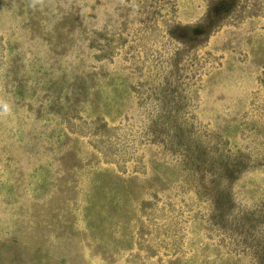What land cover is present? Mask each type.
Wrapping results in <instances>:
<instances>
[{
  "label": "rangeland",
  "instance_id": "374dc122",
  "mask_svg": "<svg viewBox=\"0 0 264 264\" xmlns=\"http://www.w3.org/2000/svg\"><path fill=\"white\" fill-rule=\"evenodd\" d=\"M263 235L264 0H0V264H264Z\"/></svg>",
  "mask_w": 264,
  "mask_h": 264
},
{
  "label": "trees",
  "instance_id": "16d2710c",
  "mask_svg": "<svg viewBox=\"0 0 264 264\" xmlns=\"http://www.w3.org/2000/svg\"><path fill=\"white\" fill-rule=\"evenodd\" d=\"M243 157H244L243 153H239V154L229 153L228 154V156L225 158V161H226L225 164L227 165V170H225L223 179L227 175L226 178L232 180V178H230V176H232L233 173H238L239 172V169H240L239 166L241 164V160H242ZM242 215H244V214H242ZM250 216L254 217L255 215H254V213H251ZM235 220L240 222V223H242L244 219H243V217H240L238 220L237 219H235Z\"/></svg>",
  "mask_w": 264,
  "mask_h": 264
}]
</instances>
